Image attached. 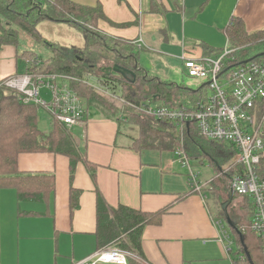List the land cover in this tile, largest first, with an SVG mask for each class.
<instances>
[{
    "label": "crops",
    "instance_id": "1",
    "mask_svg": "<svg viewBox=\"0 0 264 264\" xmlns=\"http://www.w3.org/2000/svg\"><path fill=\"white\" fill-rule=\"evenodd\" d=\"M72 2L83 7L100 6L104 19L98 20L96 29L111 39L137 47L138 60L147 49L155 57L181 61L186 73L184 57H215L224 50L229 44L226 28L234 20H240L249 35L264 31V0ZM13 48H5L1 55L2 78L18 73L3 60L6 51ZM89 110L90 107L82 125L66 130L77 132L74 139L78 138L79 153L92 164L93 172L84 162L77 163L72 179L68 157L22 154L18 157L19 173L55 176L54 191L40 203L19 200L15 186L0 188V264H76L98 252V197L112 209L125 206L146 213L165 211L160 224L145 227L141 257L147 264L218 260L220 246L226 247L220 242L221 230L215 224L220 219L208 212L203 193L193 190L189 170L177 161L174 150L137 151L132 146L134 128L125 117H114L113 111L98 114ZM181 167L188 174L183 175ZM212 181L206 182V187L213 194ZM76 193L79 202L73 206L71 198ZM242 204L238 198L218 204L219 215L227 221L232 217L237 227L244 218Z\"/></svg>",
    "mask_w": 264,
    "mask_h": 264
},
{
    "label": "trees",
    "instance_id": "2",
    "mask_svg": "<svg viewBox=\"0 0 264 264\" xmlns=\"http://www.w3.org/2000/svg\"><path fill=\"white\" fill-rule=\"evenodd\" d=\"M101 18L104 19V15L100 6L83 7L73 3L72 0H0V60L5 48L17 49L19 47L21 31L39 41H44L35 26L38 21L51 19L73 24L88 42H93L89 45V51L93 52L89 53L95 56L73 55L67 59L54 56L43 61L33 53L24 52L19 57L21 60L29 61L30 64L24 68V72L17 73L15 76L31 72L32 74H66L75 77L78 82L74 83V88L86 99L89 107L96 106L107 113L113 111L114 117L123 116L134 129L138 127L136 129L139 131V136L134 138L132 145L137 151L143 149L175 150L180 144V136L174 125L156 119L151 120L144 116H133L130 104H141L146 100L151 102L157 95H161L163 100L173 96L175 91L184 95L191 94L192 91L181 85L170 86L167 83H161L145 74L139 64V52L135 49L137 47L119 39H107V36L102 35L96 29L97 22ZM226 33L232 49L238 51L237 57L241 62L255 58L259 53L264 52V31L249 35L243 29L240 20H234L226 28ZM100 60H104L105 63L101 65ZM38 61H40L39 66L36 64ZM96 63H100V68H97ZM116 65L134 71L135 83H124L125 80L119 79L113 71V74L107 75L106 72ZM92 68H97L98 72H94ZM85 74L97 76L99 81L103 79L108 84L110 82L120 84L122 97L119 98L114 94L116 98H110L96 92L88 84H84ZM11 77L2 78L0 74V188L15 186L19 200L41 203L54 191L55 176L21 175L18 170L20 155L53 153L66 156L71 161L72 179L77 163L84 162L91 172H93V166L80 155L75 139L66 128L54 124L48 134L39 129L38 106L24 104L23 97L18 91L4 85V82ZM175 102L172 105H181V102ZM202 141L205 142L202 143ZM183 147L190 158L206 156L214 166H217V173L221 172L222 168L231 167L236 159V154L230 146L206 141L199 136L197 131L193 130L185 135ZM217 173L211 186L216 201L222 206L223 203L232 199L228 190L231 175L221 177ZM92 176L94 177V173ZM71 193H74V189ZM78 202L79 195L76 193L71 198V203L76 206ZM97 206L95 232L97 250L113 245L126 253L129 252L142 258L141 241L145 227L160 224L165 211L146 213L125 206L112 209L101 197H98ZM234 230L232 231L236 237L238 236L237 240L241 247L239 239L243 235ZM134 262L136 261L130 259L128 264Z\"/></svg>",
    "mask_w": 264,
    "mask_h": 264
},
{
    "label": "built area",
    "instance_id": "3",
    "mask_svg": "<svg viewBox=\"0 0 264 264\" xmlns=\"http://www.w3.org/2000/svg\"><path fill=\"white\" fill-rule=\"evenodd\" d=\"M237 52L229 43L215 57H184L188 76L204 82V86L194 91L198 95L196 99L181 105L155 106L148 102L130 104V107L135 115L174 125L180 136V144L174 150L175 158L188 168L190 184L199 194L208 183L200 184V174L193 171L183 147L185 135L193 130L206 141L230 146L236 154L234 164L217 175H231L228 190L232 198L242 201V211L249 213L250 220L246 224L240 223L236 227L237 232L243 236L245 231L252 233L264 252V52L242 62ZM76 82L77 78L66 74L30 72L12 76L4 85L18 91L24 104L44 109L54 124L72 129L82 125L88 114L84 98L74 88ZM84 84L91 86L86 81ZM43 90L49 99L44 98ZM105 91L110 93L108 89ZM215 224L221 230L220 242L225 243L230 254V236L221 221ZM229 241L230 245L227 244ZM130 259L147 264L137 255L113 246L99 250L76 264H128ZM241 260L246 261L245 255Z\"/></svg>",
    "mask_w": 264,
    "mask_h": 264
},
{
    "label": "rangeland",
    "instance_id": "4",
    "mask_svg": "<svg viewBox=\"0 0 264 264\" xmlns=\"http://www.w3.org/2000/svg\"><path fill=\"white\" fill-rule=\"evenodd\" d=\"M35 26L38 32L44 38V41H39L36 38L32 37L31 35L21 31L19 35L20 36L19 47L17 49L13 48L7 50L3 56V60H5L4 62H8L10 65L13 66L11 71H17L18 73H21L24 70V68L30 64L29 61L20 59L19 55L23 54L24 52L33 53L36 55L37 58L43 61L52 58L54 56L63 59H67L73 55L89 56L90 55L89 52H93V51H89V45H91L93 42L92 41L88 42L85 39V37L81 34V32L73 24H70L68 22L53 21L51 19H45V20L43 19L41 21H38ZM107 39H111V38L108 37ZM141 54L142 55L139 59L141 68L144 70L145 74H147L151 78H154L156 80L168 81V82L171 81V83H174L176 85H181L182 87H185L190 91H198L202 86H204L203 85L204 82L201 79L189 77L188 74L184 71L182 62L177 60L176 58H169L166 56L162 58L155 57L151 52H148L147 49L143 50ZM93 55L95 56V54H91L90 56ZM100 62L101 65L105 63L104 60L102 61L100 60ZM96 65L97 68H100V63H96ZM97 68H92V69L94 70V72L96 71L97 73L98 72ZM83 79L84 81L88 82L91 85L89 86L90 88H92L93 90H95L96 92L100 93L103 96L109 97L107 95L113 96L112 94H116L119 98H121L123 95L121 86L119 85L112 86L106 83L103 79L99 81V77L97 76L85 74ZM96 86L99 88L95 89ZM105 89L106 90L108 89L111 94L107 93ZM98 90L101 91L102 93L99 92ZM163 90L164 88L162 89V91ZM205 90L206 89H203V91ZM206 91L208 92V90ZM42 93L44 98L49 99V96L45 90H43ZM173 93L174 95L169 98H165L163 100L153 99L151 103L155 106L172 105L175 101L184 104L198 97V95L195 94V92L186 95L178 91H175ZM156 97L160 98L161 95H157ZM105 100L107 101V99ZM148 102L149 101L146 100L145 102L142 103H148ZM89 111L91 113L95 112L98 114H101V112L105 113L103 109H100L96 106H91ZM116 117H118V115ZM149 119L154 120V118H149ZM38 122H39L38 125L40 130L47 133L51 132L54 123L51 116L44 109H39L38 111ZM130 127L133 128L132 126ZM135 128L138 129V127ZM127 129L128 128L126 127L125 131H127ZM137 129H134V131L132 132V134L135 135L136 138L139 136V131ZM167 130L169 132H173L169 129ZM72 136L73 138L78 136L75 130L72 132ZM77 142H78V138H76L75 140L76 145ZM204 142L205 141H202V143ZM189 159L193 171L195 173L200 174L199 176L201 182L200 184H206V182L212 181L213 178L216 176L217 166H214L206 156L203 155V156H198L196 158L189 157ZM82 163L79 165H82ZM181 170L183 175L189 173L186 168L181 167ZM222 170H224V168H222ZM203 197L206 202L207 205L206 208L208 212L214 218L220 219V221H222L225 231L229 234L231 245H230V241L227 244L230 245L232 251L229 254L227 253L228 251L226 250V248H224V246L223 247L220 246L221 253L219 254L220 258H218V260L210 263L198 262L195 264H234V262H238V264H246V261L241 260V257L242 255H244V252H242V245L241 247L239 246L237 240L238 236L236 237V235L233 233L228 221L224 217L219 215V210L221 209L220 206L218 205V202H216L214 195L210 191V187L209 188L206 187V189L204 188ZM243 214H244L243 215L244 218L241 223L246 224L250 220V216L249 213L245 210H243ZM244 239H246V243L250 247L249 249L252 250L256 263L264 264L263 263L264 252L260 246V242L256 239V237L252 233L248 231L244 232ZM239 240L241 242V239Z\"/></svg>",
    "mask_w": 264,
    "mask_h": 264
},
{
    "label": "water",
    "instance_id": "5",
    "mask_svg": "<svg viewBox=\"0 0 264 264\" xmlns=\"http://www.w3.org/2000/svg\"><path fill=\"white\" fill-rule=\"evenodd\" d=\"M245 63H248V61L247 62H244V64ZM112 70H113V73L114 74L119 75L124 80L125 79H133V83H135V81H136V74H134L135 73L134 71L128 70L126 68H123V67H120V66H117V65ZM224 208H225V206H224ZM232 221H233V218L232 217L231 218L229 217L228 218L229 225H231V227L236 230V223L237 222L234 224V222H232ZM243 238H244V236H241V240H243Z\"/></svg>",
    "mask_w": 264,
    "mask_h": 264
},
{
    "label": "flooded vegetation",
    "instance_id": "6",
    "mask_svg": "<svg viewBox=\"0 0 264 264\" xmlns=\"http://www.w3.org/2000/svg\"><path fill=\"white\" fill-rule=\"evenodd\" d=\"M112 69H109L106 73H107V75H110V74H113L112 73ZM114 75H116V74H114ZM118 76V78L120 79L121 77L119 76V75H117ZM121 79H123V78H121ZM124 80V79H123ZM124 83H126V82H129V83H133V79H125V81H123ZM116 84V83H115ZM116 85H118V84H116ZM241 245H242V250H243V252H244V255H245V258H246V263L248 264V263H252V264H257L256 263V261H255V259H254V256H253V253H252V250H250L249 248V246L247 245V243H246V239H244L243 238V240H241ZM263 254V253H262ZM264 256V255H263ZM264 263V262H263Z\"/></svg>",
    "mask_w": 264,
    "mask_h": 264
}]
</instances>
